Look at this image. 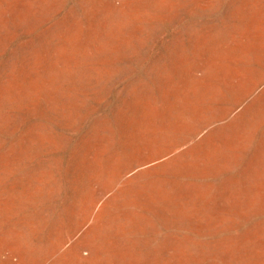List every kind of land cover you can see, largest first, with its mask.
<instances>
[{
	"label": "rangeland",
	"instance_id": "374dc122",
	"mask_svg": "<svg viewBox=\"0 0 264 264\" xmlns=\"http://www.w3.org/2000/svg\"><path fill=\"white\" fill-rule=\"evenodd\" d=\"M0 264H264V0H0Z\"/></svg>",
	"mask_w": 264,
	"mask_h": 264
}]
</instances>
